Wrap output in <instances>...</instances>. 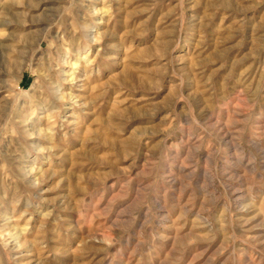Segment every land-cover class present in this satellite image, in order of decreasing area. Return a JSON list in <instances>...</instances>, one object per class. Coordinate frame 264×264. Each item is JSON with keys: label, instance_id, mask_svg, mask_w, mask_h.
Wrapping results in <instances>:
<instances>
[{"label": "rangeland", "instance_id": "1", "mask_svg": "<svg viewBox=\"0 0 264 264\" xmlns=\"http://www.w3.org/2000/svg\"><path fill=\"white\" fill-rule=\"evenodd\" d=\"M0 264H264V0H0Z\"/></svg>", "mask_w": 264, "mask_h": 264}]
</instances>
